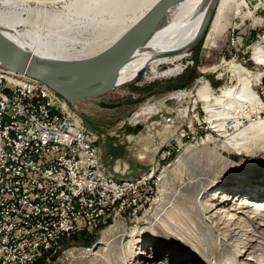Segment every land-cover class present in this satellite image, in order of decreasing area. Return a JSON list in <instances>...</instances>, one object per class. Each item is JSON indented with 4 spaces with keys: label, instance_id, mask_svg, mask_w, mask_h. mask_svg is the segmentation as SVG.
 Masks as SVG:
<instances>
[{
    "label": "rangeland",
    "instance_id": "1",
    "mask_svg": "<svg viewBox=\"0 0 264 264\" xmlns=\"http://www.w3.org/2000/svg\"><path fill=\"white\" fill-rule=\"evenodd\" d=\"M70 1L0 0V19H12L11 29L26 35V42L42 36L48 40V29L26 20L24 10L66 12ZM242 1L228 2L219 31L209 27L177 63V72L156 76L145 69L129 83L76 100L77 110L73 103L71 109L83 124L101 133L102 163L117 177L142 178L146 185L131 197L132 204L121 216L88 231L87 239L80 233L71 235L47 264H264V213L260 217L254 207L234 211L245 197L241 193L250 191L258 201L264 200V177L256 180L250 175L259 177L264 171V134L245 133L254 154L224 150L226 137L209 127L201 102L195 104L200 86L208 83L210 92L218 94L220 87L236 83L229 71L232 63L250 73L251 88L262 103L264 66L253 61V52L264 51V0ZM136 14L126 13L124 25ZM75 15L74 23L81 26L69 34L75 36L71 45L81 49L82 40L95 37L96 31L85 26L84 16ZM256 72H261L258 80L251 77ZM259 110L252 112V119H264ZM140 111L148 114L135 120ZM242 123L246 127L249 120ZM236 132L232 128L227 135ZM206 178L209 183L202 184ZM108 227V239L99 245ZM162 232L178 240L169 241L170 250L154 262L142 253L159 244Z\"/></svg>",
    "mask_w": 264,
    "mask_h": 264
},
{
    "label": "bare ground",
    "instance_id": "2",
    "mask_svg": "<svg viewBox=\"0 0 264 264\" xmlns=\"http://www.w3.org/2000/svg\"><path fill=\"white\" fill-rule=\"evenodd\" d=\"M157 1L71 0L68 6L66 4V9L68 7L66 12L39 8L28 11L25 9L24 11L27 13L25 19H28L29 22L35 25L41 24L44 28H47L51 38L49 39L48 37V40H46L47 38L44 39L42 38L44 36H42L41 38L36 37L37 39H32V36H29L31 39H29V42H26V35L22 37L14 29H11L8 22L13 23L12 19L8 20V22L6 21L7 19L5 21L3 19L4 22L0 19V37L13 46L20 47L23 52L45 67L54 76L63 80H74L86 74L92 60L115 42L129 27L135 24ZM229 1L176 0L134 52L126 65L118 71L112 87L117 88L129 83L134 77H139L140 72L143 74L145 69H150L156 76L172 75L177 72L179 70L177 63L187 55L186 52L191 48L196 35L207 21L214 3L216 5L209 25L211 32L219 31L221 14L226 9ZM234 1L240 5L244 3L242 0ZM129 12L133 14L137 12V14L134 15L131 22L127 23L128 25L126 26L124 25V21L127 18L126 13ZM72 14L84 16L87 19L85 26L96 31L95 37L93 36L89 40L86 39V41L82 40L85 46L81 49H76L71 45L75 36L70 35L69 32L77 30L74 23L75 18L72 16V19L71 17ZM18 16L16 15L15 18ZM23 20L24 18L21 22ZM76 20L78 21V19ZM78 25L81 26L80 24ZM49 34L46 35L48 36ZM31 50L33 54L30 52ZM253 61L264 66V51H261L259 48L255 49ZM160 66H165L164 70L157 71V68ZM229 71L236 81L234 85H224L218 89V94H214L215 92H210L208 83L204 84L196 90L195 104L201 102L202 109L206 114V121L210 124L209 127L217 131L220 136L226 137L222 149H229L236 153H243L245 151L246 153L254 154V150L248 145L249 140L245 133L257 131L259 134H264V119L256 117L252 119L251 117L252 112L259 110L258 103L261 102L251 88L250 73L247 72L244 66L232 63L230 64ZM260 75L261 72H256L251 77L258 80ZM0 80L14 81L15 84H22L24 87H30L31 90H37L39 95L44 96V100L51 103L55 111L64 116L69 129L76 131L78 136L83 138L85 147L90 149L92 153V165L94 169H97V177L120 186L137 187L143 183L142 178L132 180L130 178L117 177L115 173H112L102 163L99 143L94 130L86 127L81 119L75 115V112L71 109L72 102L64 99L41 81L12 70H4L0 67ZM110 82L111 78L106 81V84H110ZM147 114L148 112L146 111H140L135 113L133 118L138 120L141 116ZM243 119L249 120L248 126H242ZM232 128L237 130V132L227 135L228 131ZM250 175L252 179L256 178V180H259L264 177V171L259 177H257L258 174ZM203 183H209L208 179H203ZM251 194L252 192L250 191L244 194L241 193V196L245 197L238 198L239 201L236 203L234 211L236 212L240 208L254 207V210L259 212L260 217H263L264 200L258 201ZM230 199H233V197ZM256 200L257 202H255ZM250 219L251 222H254L252 221L253 218ZM122 232H124V229H122ZM109 233L110 228L102 233L99 245L105 244ZM136 233L133 232L134 237ZM119 236H122V234ZM158 238L160 241L157 246L147 248L145 253L140 251L143 256L149 255L154 262L162 254L170 250L168 246L169 241L178 240L177 238L168 236L165 232L160 233Z\"/></svg>",
    "mask_w": 264,
    "mask_h": 264
},
{
    "label": "built area",
    "instance_id": "3",
    "mask_svg": "<svg viewBox=\"0 0 264 264\" xmlns=\"http://www.w3.org/2000/svg\"><path fill=\"white\" fill-rule=\"evenodd\" d=\"M145 185L97 177L90 149L64 116L37 90L0 80V264L49 263L68 237L128 210Z\"/></svg>",
    "mask_w": 264,
    "mask_h": 264
},
{
    "label": "water",
    "instance_id": "4",
    "mask_svg": "<svg viewBox=\"0 0 264 264\" xmlns=\"http://www.w3.org/2000/svg\"><path fill=\"white\" fill-rule=\"evenodd\" d=\"M175 1L158 0L135 24L129 27L115 42L96 56L92 60L86 74L77 79L63 80L54 76L45 67L23 52L22 49L13 46L1 37L0 67L4 70H12L37 79L72 103L76 100L99 94L112 88V83L118 71L126 65L134 52ZM214 9L215 7L212 8L207 21L196 35L193 45L206 34ZM110 78V84H106V81ZM137 131H139V128H135L134 132L136 133ZM109 218L104 224L109 223Z\"/></svg>",
    "mask_w": 264,
    "mask_h": 264
},
{
    "label": "trees",
    "instance_id": "5",
    "mask_svg": "<svg viewBox=\"0 0 264 264\" xmlns=\"http://www.w3.org/2000/svg\"><path fill=\"white\" fill-rule=\"evenodd\" d=\"M80 235H82V236L84 235V239H87V237H88L87 233H85V232H81ZM88 243H90V242H88ZM39 264H42V263H39Z\"/></svg>",
    "mask_w": 264,
    "mask_h": 264
}]
</instances>
